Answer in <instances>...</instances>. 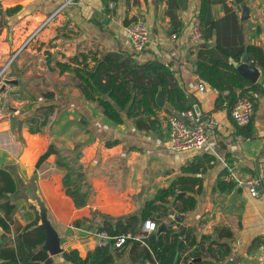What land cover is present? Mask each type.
Here are the masks:
<instances>
[{
  "label": "crops",
  "instance_id": "1",
  "mask_svg": "<svg viewBox=\"0 0 264 264\" xmlns=\"http://www.w3.org/2000/svg\"><path fill=\"white\" fill-rule=\"evenodd\" d=\"M207 3L202 27L208 29L209 38L200 48L201 41L197 45L187 41L199 0H0V69L5 66L0 82V168L15 184L9 201L15 206L16 225L24 227L37 219V227L40 203L45 219L64 241L62 253L76 251L85 259L99 247L97 234L104 223V229H114L121 218L138 215L157 190L180 176L181 168L204 156L211 162L200 165L201 192L195 196V207L172 228L190 227L197 238L206 236L226 244V256L215 264H264V69L255 65L263 70L259 74L263 79L254 82L258 87L245 137L236 133L222 106L215 105L217 90L194 73L197 52L223 62H238L246 45L264 53V0ZM14 6L19 9L4 14ZM137 17L145 23L148 42L133 52L123 28ZM214 43L228 48L237 59L224 57ZM47 52L51 70L45 61ZM78 52H92L97 58L120 53L132 55L138 63L162 62L185 98L214 118L217 128L203 148L172 153L167 147L170 113L164 111L165 101L156 113L160 124L154 132L135 130L125 118L121 124L111 123L94 103L83 99L73 73L54 66L55 61ZM43 117L46 125L41 134H30L28 120ZM108 142L115 144L106 146ZM48 147L56 154L36 166ZM75 153L88 185L86 203L80 209L63 195V171L55 166L57 155L69 160ZM248 180L257 183L255 196L242 184ZM218 182L227 184L224 191ZM171 211L162 223L173 219ZM2 235L0 229V247L12 240L11 235ZM131 243L114 257L113 264H148ZM213 248L216 253L217 247ZM61 254L47 255L50 264H70Z\"/></svg>",
  "mask_w": 264,
  "mask_h": 264
},
{
  "label": "trees",
  "instance_id": "2",
  "mask_svg": "<svg viewBox=\"0 0 264 264\" xmlns=\"http://www.w3.org/2000/svg\"><path fill=\"white\" fill-rule=\"evenodd\" d=\"M207 7V0H199L197 17L201 26L200 48L205 46L209 38L208 29L202 27ZM18 9L19 6L7 8L4 14L15 12ZM213 45L224 57L237 59L228 48L217 43ZM245 51L251 65L264 69V53L259 47L246 45ZM45 61L51 70L48 52L45 53ZM54 66L60 72L71 71L73 73L77 78V87L83 99L94 103L108 121L118 125L123 123V118H125L131 120L135 130L144 133L154 132L160 124L156 117L160 109L154 102L158 90L164 98V111L167 114L185 110L193 105L185 98L183 90L172 81L168 67L159 61L147 60L138 63L132 55L124 56L120 53H113L97 58L92 52H78L63 61H55ZM194 73L200 82L217 90L215 105L222 106L228 115L234 103L239 99L246 97L253 104V92L258 85L242 78L231 62L215 60L206 52H197ZM248 124L236 126L233 123L236 133L244 137L250 132ZM45 125L44 117L41 121L31 118L27 124L28 132L41 134ZM113 144L115 142H108L106 146ZM55 154L56 151L48 147L38 158L36 166L50 155ZM78 157L79 153H75L69 160L57 155L55 161V166L63 171L61 191L72 201L75 209H80L85 205L88 194L84 174L80 165L77 164ZM210 162L211 158L208 157L197 158L193 163L181 168L180 176L176 177L167 188L157 190L153 198L144 203L138 215L121 218L116 222L114 229L111 227L104 229V225L107 224L104 223L98 232H104L110 238L135 235L145 221H152L156 227L162 224L161 219L169 208L179 215L191 212L195 207V196L201 192V178L198 176L200 165L203 163L209 165ZM217 185L221 191L227 187L224 182H218ZM15 190L10 174L0 168V229L3 234L2 238L5 235L12 236L8 244L5 243L0 247V264H50L47 253L41 249L44 234L36 227L37 219L24 227H19L14 222L15 206L10 203L9 197L15 193ZM179 229L180 226H176V229L169 226L157 236L155 232H152L142 243L127 240L123 248L132 242V248L138 249V255L148 264H189L191 260H197L191 264H215V261L226 256L228 252L226 244H219L206 236L197 238L193 228L190 227L183 232L176 250ZM218 235L222 237L220 231ZM111 244L110 240L104 241L85 259L79 258L76 251L63 252L61 257L70 264H113L114 257L121 253L123 248L116 251ZM212 245L217 247L216 253L214 248L211 249ZM222 246H225L223 252ZM213 252L216 254L214 261L211 260L214 258L211 256Z\"/></svg>",
  "mask_w": 264,
  "mask_h": 264
},
{
  "label": "built area",
  "instance_id": "3",
  "mask_svg": "<svg viewBox=\"0 0 264 264\" xmlns=\"http://www.w3.org/2000/svg\"><path fill=\"white\" fill-rule=\"evenodd\" d=\"M124 35L133 52L141 51L148 42V31L144 21L137 17L134 21L123 28ZM187 41L197 45L201 41V26L199 19L194 16L187 29ZM5 66L0 69V82L2 81ZM252 115V103L248 98L237 100L232 106L229 117L236 126L247 125ZM218 123L214 118L202 113L196 106L169 114L166 118L167 147L172 153L195 151L203 148L208 139L209 133L216 129ZM232 175V174H230ZM235 179V177H233ZM239 182V181H238ZM251 196H255L257 183L252 180L242 182ZM156 226L151 221H145L135 235H121L110 238L104 232H98L100 245L104 241H112V248L120 251L127 240L143 242Z\"/></svg>",
  "mask_w": 264,
  "mask_h": 264
},
{
  "label": "water",
  "instance_id": "4",
  "mask_svg": "<svg viewBox=\"0 0 264 264\" xmlns=\"http://www.w3.org/2000/svg\"><path fill=\"white\" fill-rule=\"evenodd\" d=\"M247 54L246 51L243 50V52L240 54L238 62H231L236 71L241 75L242 78L247 80L248 82L254 83V82H261L263 77H259V74L263 72L262 69H258L256 66L251 65L248 63L247 60ZM155 105L157 108L161 109L163 107V97L161 95V91L158 90L154 99ZM173 178H171L172 180ZM38 205V216H39V225L37 226L39 229L43 231L44 234V241L41 245V249L44 250L48 256H56L62 253V250L60 246L64 243L63 240H60L47 220L45 219V211L43 206L40 203H37ZM170 215L173 216V219L169 221L168 223L160 224L155 228V235H159L162 231H164L167 227L180 224L182 222V216L179 214L174 213L171 211ZM185 231L184 227H181L178 232V239L176 242V250L179 247L181 236L183 232ZM176 257V255H175ZM197 260H191V263H194ZM189 263V264H191Z\"/></svg>",
  "mask_w": 264,
  "mask_h": 264
}]
</instances>
